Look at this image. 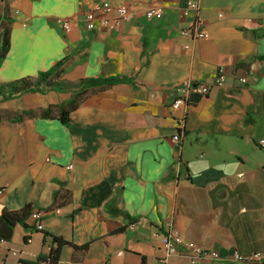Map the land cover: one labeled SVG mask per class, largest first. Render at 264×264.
<instances>
[{
    "label": "crops",
    "instance_id": "crops-1",
    "mask_svg": "<svg viewBox=\"0 0 264 264\" xmlns=\"http://www.w3.org/2000/svg\"><path fill=\"white\" fill-rule=\"evenodd\" d=\"M190 1L200 3L207 38L183 33L195 19L194 11L184 14ZM102 2L128 6L129 18L112 30L98 15L88 30L85 16ZM9 4L11 48L0 83L36 78L60 61L58 79L67 82L126 81L90 94L69 126L41 117L0 124V214L30 203L44 225L37 230L31 217L29 229L18 224L11 241H0V264L48 253L46 232L89 244L86 251L65 246L59 264H264L234 260L236 252L264 255V0ZM151 7H162L163 17L148 18ZM59 18L71 20L70 31ZM222 67L220 88L213 84ZM186 80L212 89L175 109ZM72 96L30 92L0 101V110L47 108ZM177 134L180 143L172 140ZM169 223L186 243L218 257L194 263L181 248L168 256L162 235Z\"/></svg>",
    "mask_w": 264,
    "mask_h": 264
},
{
    "label": "trees",
    "instance_id": "trees-1",
    "mask_svg": "<svg viewBox=\"0 0 264 264\" xmlns=\"http://www.w3.org/2000/svg\"><path fill=\"white\" fill-rule=\"evenodd\" d=\"M2 12L0 17V67L6 59L11 48V32L13 17L11 16L9 0H1ZM65 61L58 62L54 68L47 72H42L38 77H25L8 83H0V101H8L21 97L26 93H46L48 91H73L70 100L50 105L47 108L7 111L0 110V124L8 120L12 124H20L30 118H48L59 119L64 125H70V114L76 110L81 103L93 92H96L106 86H114L126 81V78H87L77 83L67 82L58 79V70H62ZM55 204L60 199L58 193L55 197ZM34 207L28 203L19 210L4 209L0 214V241H11L14 236L15 227L20 224L25 229L30 227L27 221L30 219ZM136 221V220H135ZM44 243L47 238L51 239V246L48 253L39 254L33 261H24L26 264H59L62 256V250L69 245L75 249L86 251L89 244L78 246L72 242L50 233H45ZM29 236L24 237L28 241Z\"/></svg>",
    "mask_w": 264,
    "mask_h": 264
},
{
    "label": "built area",
    "instance_id": "built-area-1",
    "mask_svg": "<svg viewBox=\"0 0 264 264\" xmlns=\"http://www.w3.org/2000/svg\"><path fill=\"white\" fill-rule=\"evenodd\" d=\"M201 6L198 1H190L187 7L184 10L185 15H189L190 11H194V23L191 29L184 30L183 33L190 34L194 40L207 38L208 34L203 29V21L200 15ZM102 15L103 17L100 19L102 26L107 27L109 29H115L117 25L126 20L130 16V12L128 6H113L109 2H102L95 6V9L88 12L85 16V23L87 25L88 30L92 31L97 26V16ZM164 15V9L162 7H151L146 11V16L152 19H160ZM114 16V17H112ZM57 23L65 31L71 30L72 22L68 19H57ZM264 24V21H263ZM227 82V71L226 68H220L218 70V74L216 80L214 82V86L216 87H225ZM239 84L247 85L248 79L242 77L239 79ZM212 89V86L209 84H201L196 83L192 80H186L182 84H180L177 88L180 96L173 104V108L178 109L182 106L188 105V103L194 98H200L207 96ZM183 136L181 134L175 135L172 140L175 143H180L182 141ZM259 145L264 149V138L259 141ZM71 168V166H70ZM3 193L0 191V194ZM59 213V210H56ZM31 218L36 221V229L42 231L44 228L42 221V212L40 210L33 211ZM134 228V225H132ZM3 242V241H1ZM162 243L167 252L168 256L174 255L177 252H180V248L184 251L188 252L191 260L195 263L196 261L203 258H216L218 257V252L213 250H206L203 248H199L193 244L186 243L178 230L173 226L172 223L168 224V229L162 235ZM121 254V253H120ZM264 259V255L262 253H252V254H240L236 252L234 254V260L238 262H261Z\"/></svg>",
    "mask_w": 264,
    "mask_h": 264
},
{
    "label": "rangeland",
    "instance_id": "rangeland-1",
    "mask_svg": "<svg viewBox=\"0 0 264 264\" xmlns=\"http://www.w3.org/2000/svg\"><path fill=\"white\" fill-rule=\"evenodd\" d=\"M2 5H1V0H0V7H1ZM18 12L17 11H15V10H13V14H17Z\"/></svg>",
    "mask_w": 264,
    "mask_h": 264
}]
</instances>
